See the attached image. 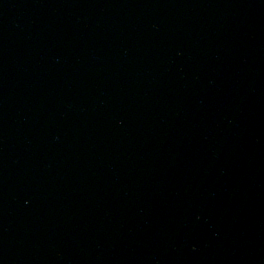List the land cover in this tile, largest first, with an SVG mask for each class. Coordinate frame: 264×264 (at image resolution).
<instances>
[{
    "label": "water",
    "instance_id": "water-1",
    "mask_svg": "<svg viewBox=\"0 0 264 264\" xmlns=\"http://www.w3.org/2000/svg\"><path fill=\"white\" fill-rule=\"evenodd\" d=\"M0 264H264V0H0Z\"/></svg>",
    "mask_w": 264,
    "mask_h": 264
}]
</instances>
